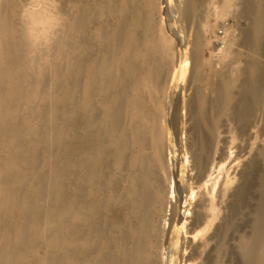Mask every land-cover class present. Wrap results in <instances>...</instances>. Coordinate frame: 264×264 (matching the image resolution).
<instances>
[{"label":"bare ground","instance_id":"1","mask_svg":"<svg viewBox=\"0 0 264 264\" xmlns=\"http://www.w3.org/2000/svg\"><path fill=\"white\" fill-rule=\"evenodd\" d=\"M36 1L0 0V264H264V0Z\"/></svg>","mask_w":264,"mask_h":264},{"label":"rangeland","instance_id":"2","mask_svg":"<svg viewBox=\"0 0 264 264\" xmlns=\"http://www.w3.org/2000/svg\"><path fill=\"white\" fill-rule=\"evenodd\" d=\"M60 4H61V0H37L33 5L34 6H30L27 5L28 9H31L32 7H34V10H39V11H43L49 15L53 14H57L59 12L60 9ZM169 5V1H167L164 5H162V7H166ZM233 11V9H231V12ZM166 21L169 24H172V19L169 21V17L167 16ZM51 22H53V19L51 20ZM219 22V21H218ZM226 25H228V27H233V29L235 30V34L238 35V30L240 28L243 27V25H245L246 23L242 20H239V16L236 15L235 12L229 14V16H227L226 18ZM193 27L188 29V32L186 33L184 42L182 44H184V52L187 51V54L189 55L190 53V49H191V43L193 40ZM217 36H220L221 38H224V40L226 39L224 37V34H220V33H224V30L220 28V26L217 29ZM207 41H208V45L204 48L202 56L205 60L210 59L213 56H216L218 53V49H221L223 43L220 39L215 38L214 34L209 33L207 35ZM233 50L238 51L240 50L238 47L234 46ZM189 75V72L187 73V77ZM185 83V87H186ZM181 85H183V83H181ZM190 94V90L187 89L186 93L182 94L181 97L183 98V100L187 99L189 97ZM250 143H253V146H251L252 150L250 152V156L256 152V150L263 145L264 143V138H257L256 140L252 139L250 141ZM48 146V144H47ZM244 146L243 143H240L239 141H237L235 143V148L233 149V151H236L234 154H237L238 149L236 147H242ZM249 156V157H250ZM247 155H245L244 157H242V162L245 163L248 158ZM233 164V163H232ZM232 164H230V166H232ZM233 169V168H232ZM232 169L230 170V173H232ZM189 171V176L190 178L193 177V171H190V168L188 169ZM239 171V168H237L234 173H237ZM233 175V174H232ZM30 189V186L27 185L25 188H23V190H28Z\"/></svg>","mask_w":264,"mask_h":264}]
</instances>
